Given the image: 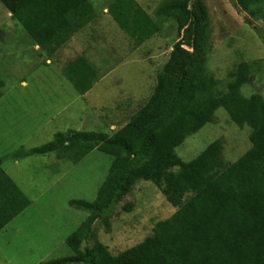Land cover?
Returning <instances> with one entry per match:
<instances>
[{
	"label": "trees",
	"instance_id": "1",
	"mask_svg": "<svg viewBox=\"0 0 264 264\" xmlns=\"http://www.w3.org/2000/svg\"><path fill=\"white\" fill-rule=\"evenodd\" d=\"M164 0L151 18L134 0H113L107 13L136 47L174 21L182 37L156 76L153 91L129 121L111 135L101 132H57L53 140L29 155L55 153L76 164L93 150L112 161L95 200L70 201L89 217L65 239L68 258L42 264H264V99L245 98V66H240L225 93L207 69V13L196 0ZM39 50L66 45L93 21L88 0H0ZM243 11L264 19V0H237ZM79 96L101 75L84 56L62 68ZM3 82L0 79V98ZM223 109L237 127L250 129L251 148L226 165L215 141L196 158L181 161L174 150ZM25 153V154H26ZM138 181L150 182L177 211L156 223L140 244L112 256L96 243L80 250L92 223L110 204L126 196ZM189 197L184 200V197ZM30 206L29 199L2 169L0 158V231Z\"/></svg>",
	"mask_w": 264,
	"mask_h": 264
},
{
	"label": "rangeland",
	"instance_id": "2",
	"mask_svg": "<svg viewBox=\"0 0 264 264\" xmlns=\"http://www.w3.org/2000/svg\"><path fill=\"white\" fill-rule=\"evenodd\" d=\"M88 1L93 21L50 53L35 47L0 3V158L5 174L30 201L0 231V264H42L71 256L65 239L89 215L68 203L93 202L112 159L93 150L73 164L55 153L26 152L52 141L57 132L111 135L119 130L146 103L173 44L182 37L169 20L159 34L136 47L107 13L113 0ZM134 1L154 18L164 0ZM198 1L207 13V69L216 91L225 93L239 67L245 66L241 95L264 99V19L243 11L237 0ZM77 56L86 57L101 75L82 97L61 71ZM249 134L248 127H237L218 109L212 122L187 137L174 153L189 162L220 141L221 159L229 165L251 148ZM176 211L153 184L138 181L92 223L80 250L100 243L116 256L150 237L154 225Z\"/></svg>",
	"mask_w": 264,
	"mask_h": 264
}]
</instances>
